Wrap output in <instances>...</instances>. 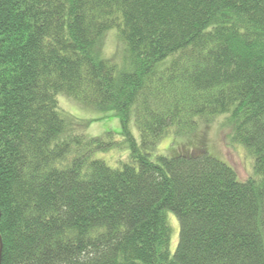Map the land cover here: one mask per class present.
I'll return each instance as SVG.
<instances>
[{
	"label": "trees",
	"instance_id": "obj_1",
	"mask_svg": "<svg viewBox=\"0 0 264 264\" xmlns=\"http://www.w3.org/2000/svg\"><path fill=\"white\" fill-rule=\"evenodd\" d=\"M61 93L119 112L122 168ZM220 115L256 176L205 144L152 159ZM0 264H264V0H0Z\"/></svg>",
	"mask_w": 264,
	"mask_h": 264
},
{
	"label": "rangeland",
	"instance_id": "obj_2",
	"mask_svg": "<svg viewBox=\"0 0 264 264\" xmlns=\"http://www.w3.org/2000/svg\"><path fill=\"white\" fill-rule=\"evenodd\" d=\"M107 49V50H106ZM125 43L117 29L110 30L105 38L103 54L106 58H114L121 67L123 65ZM58 100L61 109L73 115L78 121L86 123L85 132L89 137L103 138L108 142L115 141L109 149L97 151L95 158L104 160L113 168H122L128 161L130 148L129 141L122 132L119 112L115 109L101 110L80 101L74 100L65 94H59ZM227 115H220L215 121L206 124L200 123L197 128L185 135H169L162 139L157 149L152 153V159L157 155L174 156V153L184 148H192L205 144L208 152L235 168L240 180H246L255 174V156L241 143L232 142L229 136ZM228 126V127H227ZM133 133L139 140L140 135L136 126L132 125ZM204 141V143H201ZM170 222L173 227L171 251L177 248L180 235V224L177 216L170 212Z\"/></svg>",
	"mask_w": 264,
	"mask_h": 264
}]
</instances>
